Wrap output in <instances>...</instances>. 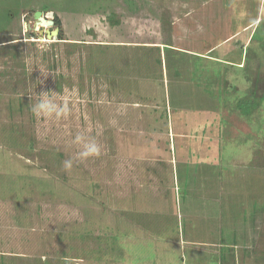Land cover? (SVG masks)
<instances>
[{"label": "rangeland", "instance_id": "rangeland-1", "mask_svg": "<svg viewBox=\"0 0 264 264\" xmlns=\"http://www.w3.org/2000/svg\"><path fill=\"white\" fill-rule=\"evenodd\" d=\"M0 264H264V0H0Z\"/></svg>", "mask_w": 264, "mask_h": 264}, {"label": "clouds", "instance_id": "clouds-1", "mask_svg": "<svg viewBox=\"0 0 264 264\" xmlns=\"http://www.w3.org/2000/svg\"><path fill=\"white\" fill-rule=\"evenodd\" d=\"M39 69L41 75L47 74L43 68ZM31 111L37 119L58 120L68 113L69 108L66 100H62L58 94L51 95L47 91L36 93L34 97H31ZM76 143L79 145L77 159L84 160L100 154V146L94 139L89 138L86 134L79 135L76 139ZM64 166L70 169L72 160L65 161Z\"/></svg>", "mask_w": 264, "mask_h": 264}, {"label": "water", "instance_id": "water-1", "mask_svg": "<svg viewBox=\"0 0 264 264\" xmlns=\"http://www.w3.org/2000/svg\"><path fill=\"white\" fill-rule=\"evenodd\" d=\"M48 14L51 15V16H53V15H54V12H53V11H50V12H48ZM35 16H36V18L38 19V21H37L38 24L41 23V21H43V19H44V18H43V15H42V11H37V12H35ZM48 22H49V25H51V24L53 23L52 20H48ZM57 33H58V30H54V31H52V35H50V36H54V37H50V38H51V39H52V38H57V37H56Z\"/></svg>", "mask_w": 264, "mask_h": 264}, {"label": "trees", "instance_id": "trees-1", "mask_svg": "<svg viewBox=\"0 0 264 264\" xmlns=\"http://www.w3.org/2000/svg\"><path fill=\"white\" fill-rule=\"evenodd\" d=\"M45 19H46V17H45ZM44 24L49 25L48 19L44 20Z\"/></svg>", "mask_w": 264, "mask_h": 264}, {"label": "bare ground", "instance_id": "bare-ground-1", "mask_svg": "<svg viewBox=\"0 0 264 264\" xmlns=\"http://www.w3.org/2000/svg\"><path fill=\"white\" fill-rule=\"evenodd\" d=\"M47 31L49 32V31H50V29H49V28H47ZM51 37H54V36H51Z\"/></svg>", "mask_w": 264, "mask_h": 264}]
</instances>
